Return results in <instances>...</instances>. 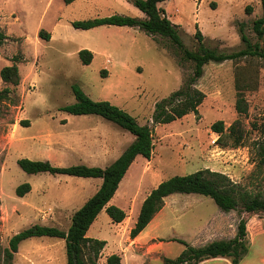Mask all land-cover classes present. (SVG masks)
Instances as JSON below:
<instances>
[{"label": "rangeland", "instance_id": "374dc122", "mask_svg": "<svg viewBox=\"0 0 264 264\" xmlns=\"http://www.w3.org/2000/svg\"><path fill=\"white\" fill-rule=\"evenodd\" d=\"M165 6L174 23L180 25L183 44L190 50L198 47L196 29L202 32L204 43L210 48L226 53L243 48L240 24L252 43L258 41L264 47V41L258 40L252 30L253 21L262 14L260 0H167ZM246 6L251 8L249 13ZM115 14L145 16L127 0H0V31L7 35L0 45V70L18 57L20 74L19 84L8 85V98L0 103V264H5L4 250L17 232L33 224L67 230L73 212L95 194L102 182L101 178L47 172L28 174L18 166L19 158L49 160L58 166L95 165L62 149L63 137L67 138L76 123L88 124L84 131H105L110 137L115 128V157L134 139L128 131L99 115H74L60 110L75 102L73 84L91 99L108 101L128 112L139 124L153 126L150 162L136 156L119 183L117 197L107 205L122 206L117 202L121 200L127 209L132 195L137 204L162 180L205 168L224 173L247 189L257 188L251 176L255 167L251 142L257 133L251 124L264 118V60L205 64L195 83L205 95L198 115L190 113L170 123L153 125L155 103L182 86L192 74L193 63L183 60L167 38H153L138 27L102 25L82 30L71 25L72 21ZM40 30L52 33L53 37H39ZM83 48L93 52L87 65L78 57ZM237 66L244 75L251 74L256 79V88L245 92L248 112L241 116L247 140L238 148L222 147L217 144L218 134L211 130V125L222 120L228 127L238 117L234 109ZM5 86L0 77V91ZM50 133L54 145L51 149L44 145ZM146 164L150 169H144ZM22 183H29L32 189L19 197L15 189ZM164 205L163 212L170 215L173 228L167 227L161 234L176 238L164 247V254L170 258L184 249L178 239L189 244L205 238L224 239L240 217L247 222L246 217L264 218V212L253 214L240 208L223 212L210 197L200 194H171ZM176 212L179 215L173 220ZM111 223L103 208L86 233L87 237L106 241L95 264H105L111 253L120 254L123 264H162L163 254L147 253L144 245L131 246V218L116 226ZM259 239L249 250L248 257L254 264H264V234ZM64 246L60 238H28L19 244L10 263L66 264ZM202 264L226 262L213 258Z\"/></svg>", "mask_w": 264, "mask_h": 264}, {"label": "trees", "instance_id": "16d2710c", "mask_svg": "<svg viewBox=\"0 0 264 264\" xmlns=\"http://www.w3.org/2000/svg\"><path fill=\"white\" fill-rule=\"evenodd\" d=\"M145 14L144 18L127 15H111L83 21H72L74 28L82 30L91 29L102 25L138 27L153 38L159 36L170 40L178 49L183 60L193 63L192 74L183 82L182 86L173 91L169 96L155 103L151 122L153 125L170 123L187 114L198 115V107L205 95L195 87L196 81L203 74V66L209 62L221 63L227 60L239 62L243 59L264 60V47L259 42L252 43L244 32V25H239V36L243 48L226 53L217 48H210L204 43V36L199 29L195 31L198 47L195 50L186 48L180 36L179 25L173 23L167 16L165 9L158 6L167 0H127ZM262 14L252 23L258 40L264 41V0H260ZM251 8L246 6L245 11ZM38 36L49 40L50 34L40 30ZM7 35L0 31V45ZM78 57L82 64L87 65L93 59V53L89 49L78 51ZM12 64L6 65L0 70V77L7 85L0 91V103L8 98L10 87L17 86L20 82V74L17 62L18 57L12 58ZM105 73V71H103ZM236 100L234 109L237 118L226 127L222 120H217L211 125V130L218 134L217 144L222 147L238 148L247 140V132L242 123L241 116L248 112V103L245 92L256 88L254 76L244 75L241 67L235 71ZM75 102L60 107V110L74 115L96 114L115 123L134 136L133 141L124 151L108 166H88L75 164L70 166L53 165L48 160H31L19 158L18 166L28 174L47 172L52 175L64 174L84 178H102V184L80 208L73 212L71 222L67 230L56 226L33 224L13 236L8 241V247L4 250V263L11 264L13 254L18 251L19 244L32 237H53L64 240L66 264H95L106 241L87 237L86 232L98 213L105 208L106 213L114 223L122 222L126 213L115 205H107L115 194L120 181L126 174L129 166L136 156L141 155L147 160L151 159L153 144V126L141 125L125 110L105 100L91 99L78 85H72ZM252 129L256 131L257 138L251 142L253 151L252 171L253 182L256 189H247L238 185L224 173L208 168L197 170L185 175H175L162 180L153 188L143 200L137 219L130 229V237L135 238L152 220L155 214L163 207L164 198L175 193L200 194L210 197L217 207L223 212L241 209L243 212L258 214L264 212V118L261 122H252ZM252 182V183H253ZM31 190L29 183H22L15 189L19 197H23ZM247 221L240 217L236 225V233L231 239L213 240L202 246H192L186 241L178 239L184 245V249L175 258L164 256L162 264H200V262L218 257L230 258L231 264H239L248 252ZM175 240V239H174ZM105 264H123L121 255L111 253L106 257Z\"/></svg>", "mask_w": 264, "mask_h": 264}, {"label": "crops", "instance_id": "0c3cea01", "mask_svg": "<svg viewBox=\"0 0 264 264\" xmlns=\"http://www.w3.org/2000/svg\"><path fill=\"white\" fill-rule=\"evenodd\" d=\"M158 6L165 9L167 16L174 23L175 21H173L172 13L168 8H166L165 1L159 3ZM175 24H177V23H175ZM179 27H180V25H179ZM52 37H53V34L51 33L49 40ZM87 126H88V124L76 123L72 128H70L69 132L67 133L68 134L67 138L63 137V145L64 146L62 147V149L67 150L70 153L77 155L81 161H91L93 163H96L93 166H98V167H102V168L108 166L132 142L131 141L122 150V152L117 157H115L118 153V152H115V150L118 147L117 140H116L117 135L114 134V133H116L115 128L111 130L112 137H110L109 134H107L105 131H99V130H95L93 132L84 131L85 127H87ZM80 135L82 136L81 138L78 137ZM52 136L53 135L50 133V134H48V137L44 139V142H45L44 145L47 146L49 149H51L54 146L52 143ZM147 161L150 162V160H147ZM80 164H84V163H80ZM144 169H146V170L150 169V165L146 164ZM101 180H102V178H101ZM101 184H102V182H101ZM31 189H32V187H31ZM117 192H118V188H117L115 194L113 195V197L110 199L109 202L113 201V199L117 197ZM149 192L146 195H144L143 197H141L140 200H138L137 204L135 203V201H136L135 196L132 195L131 199L128 200V202H127V203H129L127 206L128 207L127 209L124 208L121 200L117 201V202L121 203V205H122V206H120L118 204V206L126 213V217L123 221H125L128 218H131L130 229L133 227V225L137 219L141 204H142L143 200L146 198V196L149 194ZM169 198H170V195L165 197L164 202H167V200H169ZM133 200H134V204H133ZM165 209H166V205H164V207H162V209L157 214H155V216L146 225V227L135 238H133V240L131 241V246L136 245V244L144 245V246H146L147 253L159 252L160 254H163L164 256H166L163 252L166 243H170L171 241H173V239H176V238L174 236H170V235H168L167 236L168 238H166V237L162 236V234H161L162 231H164L167 227H170L171 229L173 228L172 227L173 225L170 224V219H168L170 215L169 214L166 215V213H164ZM44 214L47 215L48 212L44 211ZM178 215H179L178 212L173 214L172 215L173 220H176L177 218H175V217H177ZM246 218H248L246 239H248L247 236H249L248 234L250 232H251V238L249 236V239L247 240L248 244H249L248 252L245 255V257L239 262V264H254V260H252L250 257H248L249 250H250L251 246H254V244H256L257 240H260L259 236L264 234V218H260L258 216H253L252 218L251 217L250 218L246 217ZM122 222L116 223V224H114V226L119 225ZM111 224H113V222ZM230 229H231L230 234L227 238H224L225 240L231 239L232 237H234V235L236 233V225H231ZM210 239H212V238H207V239L205 238L203 240H196L194 243L191 242L190 245L193 244L192 246H196V247L202 246L208 242L213 241ZM219 240H222V239H219ZM214 259H223V260H225L226 264H231L230 258H228V257H218V258H214ZM262 260L264 261V259H262ZM204 261H206V260H204ZM202 262H200V264H202Z\"/></svg>", "mask_w": 264, "mask_h": 264}, {"label": "built area", "instance_id": "2783aa9c", "mask_svg": "<svg viewBox=\"0 0 264 264\" xmlns=\"http://www.w3.org/2000/svg\"><path fill=\"white\" fill-rule=\"evenodd\" d=\"M106 62H107V63H110V60H107Z\"/></svg>", "mask_w": 264, "mask_h": 264}]
</instances>
